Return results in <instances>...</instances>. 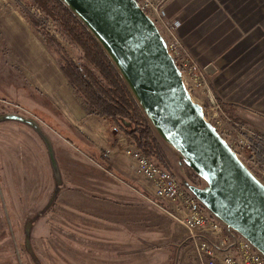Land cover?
I'll return each instance as SVG.
<instances>
[{
  "label": "rangeland",
  "instance_id": "rangeland-1",
  "mask_svg": "<svg viewBox=\"0 0 264 264\" xmlns=\"http://www.w3.org/2000/svg\"><path fill=\"white\" fill-rule=\"evenodd\" d=\"M226 2L234 17L262 18L264 30V0ZM0 7L17 8L41 40L54 37L78 58L80 52L61 36L55 20L33 1L0 0ZM3 19L0 15V264H201L174 206L158 198L152 184L137 174L136 159L126 152L133 142L111 119L90 115L68 81L80 116L62 95L21 85L25 81L20 60L1 28ZM183 42L194 60L206 66ZM259 48H252V57L240 58L243 70L237 66L229 74L226 89L235 105L227 107L219 98L224 92L214 86L208 68L212 95L204 86L192 87L191 93L207 116L216 112L212 121L264 182V163L255 150L256 142L264 141V47ZM8 113L35 121L40 130L3 119ZM99 126L106 130L100 133ZM156 136L165 166L176 179L203 185L204 180ZM102 140L121 145L122 156L113 159L104 147L94 151L88 145Z\"/></svg>",
  "mask_w": 264,
  "mask_h": 264
},
{
  "label": "water",
  "instance_id": "water-1",
  "mask_svg": "<svg viewBox=\"0 0 264 264\" xmlns=\"http://www.w3.org/2000/svg\"><path fill=\"white\" fill-rule=\"evenodd\" d=\"M62 1L103 46L159 138L204 180L198 185L184 179L189 192L264 255V182L206 118L154 19L136 0ZM3 119L40 130L18 113Z\"/></svg>",
  "mask_w": 264,
  "mask_h": 264
},
{
  "label": "crops",
  "instance_id": "crops-1",
  "mask_svg": "<svg viewBox=\"0 0 264 264\" xmlns=\"http://www.w3.org/2000/svg\"><path fill=\"white\" fill-rule=\"evenodd\" d=\"M227 5L226 0H167L162 9L164 15L178 26L179 35L185 44L191 47L199 60L207 66L214 77V86L220 93L224 92L219 98L230 107L237 101L229 97L230 92L226 89L230 88L231 84L229 74L237 69V66L240 68L239 72L243 70V61L240 58L252 57L251 50L255 45H258L259 49L264 47V30L262 18L251 20L250 17H234ZM16 9L0 7V15L4 18L1 28L8 38L10 48L20 60L18 67L25 81L21 85L54 97L62 95L66 105L75 111L76 116H80L81 113L76 110L73 96L66 86L69 80L63 73L59 60L51 53L44 40L28 27L27 18ZM247 22L251 24L249 27L246 26ZM10 80L15 81L12 77ZM62 114L60 112V115ZM69 121L75 123L71 118ZM98 130L102 133L106 129L99 126ZM88 131L92 134L90 129ZM96 142L91 141L99 149L104 147L110 158L122 156L121 145L104 143L102 140L97 142L101 143L97 146ZM115 165L121 170L124 169L121 164Z\"/></svg>",
  "mask_w": 264,
  "mask_h": 264
},
{
  "label": "trees",
  "instance_id": "trees-1",
  "mask_svg": "<svg viewBox=\"0 0 264 264\" xmlns=\"http://www.w3.org/2000/svg\"><path fill=\"white\" fill-rule=\"evenodd\" d=\"M31 1L39 5L47 17L55 20L61 36L80 52L75 58L76 51H71L54 37L45 35L46 46L56 53L63 73L86 111L111 119L139 150L167 165L165 153L143 109L89 28L62 0ZM88 145L98 151L94 144ZM255 150L260 163H264V141L256 142Z\"/></svg>",
  "mask_w": 264,
  "mask_h": 264
},
{
  "label": "built area",
  "instance_id": "built-area-1",
  "mask_svg": "<svg viewBox=\"0 0 264 264\" xmlns=\"http://www.w3.org/2000/svg\"><path fill=\"white\" fill-rule=\"evenodd\" d=\"M136 1L157 23L167 41L169 52L182 70L181 74L190 92L192 87L204 86L208 87L212 95L206 75L207 67L194 60L179 35L178 26L164 15L162 8L167 0ZM205 116L223 136L219 127L212 121L217 117L216 112L213 117L207 116L206 113ZM229 145L235 149L232 144ZM126 152L136 159L137 174L152 184L153 193L158 198L172 203L175 217L189 233L195 245V257L201 264H264V255L245 237L214 217L189 189L176 179L170 169L144 154L134 144L128 145Z\"/></svg>",
  "mask_w": 264,
  "mask_h": 264
}]
</instances>
